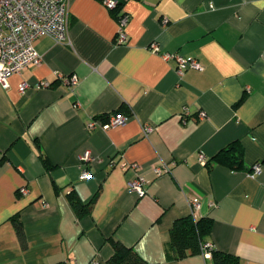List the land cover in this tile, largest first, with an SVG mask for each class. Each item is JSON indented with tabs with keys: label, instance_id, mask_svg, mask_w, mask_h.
<instances>
[{
	"label": "crops",
	"instance_id": "obj_1",
	"mask_svg": "<svg viewBox=\"0 0 264 264\" xmlns=\"http://www.w3.org/2000/svg\"><path fill=\"white\" fill-rule=\"evenodd\" d=\"M68 1V42L39 38L41 65L0 86V264H106L114 242L147 264H213L204 254L177 260L170 249L174 223L193 216L192 198L196 218L213 221L215 251L264 264V0H117L114 9ZM165 54L204 70L181 77ZM71 75L74 88L60 78ZM114 114L130 119L88 129ZM235 142L243 169L233 171L214 157ZM161 164L170 173L155 177L151 165ZM140 174L143 197L129 190ZM71 194L89 206L84 216Z\"/></svg>",
	"mask_w": 264,
	"mask_h": 264
},
{
	"label": "built area",
	"instance_id": "obj_2",
	"mask_svg": "<svg viewBox=\"0 0 264 264\" xmlns=\"http://www.w3.org/2000/svg\"><path fill=\"white\" fill-rule=\"evenodd\" d=\"M105 5L109 9H114L119 5L117 0H105ZM129 22V16L122 15L119 20V30L117 43L124 45L127 42L125 28ZM50 37L58 43L65 44L69 38V1L68 0H0V86L3 89L9 88V78L15 74H21L25 69L31 66H40L42 57L35 47L36 41L41 37ZM155 53H160L156 45H152ZM163 57L167 60H174L177 64V73L183 76L189 69L203 71L204 66L195 58H185L180 55L165 54ZM66 84L74 88L79 84L76 75L69 77H60ZM48 82H43L39 88H49ZM26 84L21 86L24 91ZM248 91L250 89L248 88ZM189 111H184L183 121L187 123ZM201 118H205V113H201ZM129 117L121 114L111 115L106 123L98 120H92L88 124V129L93 130L100 127L104 130L124 126L129 121ZM151 131L146 128L145 134ZM82 162L90 161L91 157L87 153L81 158ZM207 157L203 153L200 155V163L207 165ZM129 168H138L136 164H123L121 170L126 171ZM262 171V165L257 164L253 167L251 174L256 176ZM151 172L155 177H160L170 173V167L167 164L151 165ZM91 177L90 172H83L82 179ZM147 178L140 174L136 179L129 183V190L137 193L140 197L146 195L145 186ZM22 194H26L25 188L21 189ZM192 215L195 219L200 209V202L196 198L190 200ZM214 246L206 243L203 247V253L206 258H211V251ZM91 264H100L93 261Z\"/></svg>",
	"mask_w": 264,
	"mask_h": 264
},
{
	"label": "trees",
	"instance_id": "obj_3",
	"mask_svg": "<svg viewBox=\"0 0 264 264\" xmlns=\"http://www.w3.org/2000/svg\"><path fill=\"white\" fill-rule=\"evenodd\" d=\"M107 120V118L105 119ZM214 160L216 163L228 167L231 170L243 169V151L235 142L219 152ZM71 204L79 217L84 216L89 206L82 204L70 195ZM213 221L210 218L195 219L193 216L177 220L170 231V249L177 260H183L190 256L203 253V247L211 234ZM17 232L24 237L23 225L17 222ZM114 254L106 264H147L133 249L127 248L120 242H114ZM213 264H241L238 257L221 253L213 249L211 251Z\"/></svg>",
	"mask_w": 264,
	"mask_h": 264
}]
</instances>
